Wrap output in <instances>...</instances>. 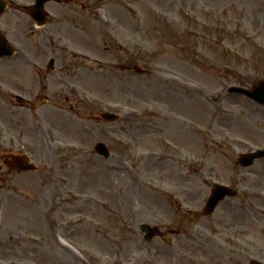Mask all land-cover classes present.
<instances>
[{
    "label": "rangeland",
    "instance_id": "374dc122",
    "mask_svg": "<svg viewBox=\"0 0 264 264\" xmlns=\"http://www.w3.org/2000/svg\"><path fill=\"white\" fill-rule=\"evenodd\" d=\"M84 5L89 13L74 4L46 6L50 19L60 15L65 32L46 24L30 33L18 25L8 35L45 46L38 34L52 32L59 47L87 55L77 59L82 74L69 68L59 74L62 82L52 79L38 91L33 74L0 59V154L24 152L37 165L36 172L13 171L0 182V262L153 264L152 241H142L137 228L146 220L179 232L161 228L154 245L169 240L196 249L212 236L223 247L215 264H264V160L248 169L236 162L239 153L264 148V107L226 92L264 78V0ZM7 15L1 26L11 22ZM29 86L38 99L20 106L9 91ZM102 110L120 119L93 121ZM98 141L109 158L95 153ZM213 183L229 185L237 198L202 217ZM158 257L167 264L164 253ZM185 258L198 264L197 257Z\"/></svg>",
    "mask_w": 264,
    "mask_h": 264
},
{
    "label": "flooded vegetation",
    "instance_id": "af4514ba",
    "mask_svg": "<svg viewBox=\"0 0 264 264\" xmlns=\"http://www.w3.org/2000/svg\"><path fill=\"white\" fill-rule=\"evenodd\" d=\"M160 226H156L158 228H164V231L167 233H172L174 231L178 232L174 227H169L170 225L161 222L159 223ZM163 232L161 235H159L157 238H163ZM155 241V240H154ZM152 242V246H150V257L152 259H156L158 262L160 260L159 253H164L166 255V263L167 264H185L184 255H187L189 257H197L198 258V264H215L216 261L219 258L218 251L221 250L223 247L221 245H218L217 241L213 238L209 237H203L200 241L197 242L196 249L192 245H188L187 243H175L173 244L171 241L168 240L161 241L160 244H155V242ZM150 242H148L149 244ZM147 244V245H148ZM195 250H198L197 253ZM144 254V253H143ZM176 256L175 258L172 257V255ZM225 256V255H224ZM182 257V258H180ZM182 259V260H181ZM225 259V257H224Z\"/></svg>",
    "mask_w": 264,
    "mask_h": 264
},
{
    "label": "water",
    "instance_id": "95a60500",
    "mask_svg": "<svg viewBox=\"0 0 264 264\" xmlns=\"http://www.w3.org/2000/svg\"><path fill=\"white\" fill-rule=\"evenodd\" d=\"M41 2L42 0H38ZM2 5L0 4V11L2 10ZM2 40L0 38V45L2 46L3 44L1 43ZM230 92H237V93H242L246 95L249 98H252L256 102L260 104H264V80L263 82L260 81L252 90L247 91V90H242L239 88H230ZM102 118L106 120H113L114 117L109 116V115H101ZM96 150L99 154H103L104 156H107V151L103 144L97 143ZM264 157V150L262 151H256V153H250V154H241L238 158L239 163L242 166H248L250 165L255 158H261ZM16 162L20 161L22 164H20V169L24 168H31L29 165H24L25 158L24 157H15L13 158ZM234 192L231 191L228 187L225 188V186L221 185H214V188L211 190V194L207 201H205V212L209 213L213 210V208L216 206L219 200H221L224 196H233ZM143 229V228H142ZM248 264H257L255 261H251Z\"/></svg>",
    "mask_w": 264,
    "mask_h": 264
}]
</instances>
